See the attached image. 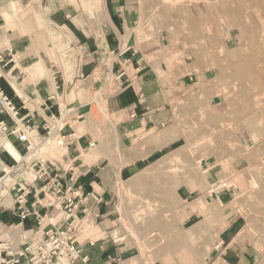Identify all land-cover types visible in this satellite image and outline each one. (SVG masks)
<instances>
[{
  "label": "crops",
  "instance_id": "crops-1",
  "mask_svg": "<svg viewBox=\"0 0 264 264\" xmlns=\"http://www.w3.org/2000/svg\"><path fill=\"white\" fill-rule=\"evenodd\" d=\"M158 2L0 0V54L13 56L0 64V85L36 134L45 135L55 116L58 135H76L68 146L54 140L40 152L53 173L86 196L74 217L82 224L76 246L89 264H143L137 244L118 233L121 220L130 198L167 172L196 173L175 188L165 225L180 213L183 225L208 228L210 241L215 233L225 264H248L232 244L240 220L227 218L230 194L211 190L218 171L207 159L196 170L187 141L198 113L209 112L204 101L216 75L196 49L174 40L170 22L158 20ZM0 121L12 125L7 114ZM9 144L20 159L26 151L0 131V239L18 251L43 243L47 229L67 220L41 183L27 208L45 221L21 217L13 190L18 178H5L19 160ZM213 206L224 207L220 219L227 218L215 227Z\"/></svg>",
  "mask_w": 264,
  "mask_h": 264
},
{
  "label": "rangeland",
  "instance_id": "rangeland-1",
  "mask_svg": "<svg viewBox=\"0 0 264 264\" xmlns=\"http://www.w3.org/2000/svg\"><path fill=\"white\" fill-rule=\"evenodd\" d=\"M259 9V5L250 0H159L157 7L158 20L170 22V33L174 40L196 49L200 55L198 58L207 60L208 67L216 75L211 80V99L204 101L209 112L198 113L187 141L190 142L188 146L196 162V170L200 160L207 159L211 161V167L218 171V180L211 190L230 194L229 202L224 206L228 209L227 218L237 217L240 220L238 234L232 244H236L235 248L245 254L248 264H264V151H260L263 138L260 139L259 135L264 132V80L257 74L264 68V40L259 41L264 37V13L260 9L262 13L258 14ZM161 16L164 18L161 19ZM262 30L263 33L260 32ZM259 45L263 48L257 49ZM251 51L254 55L250 54ZM252 61H256V64ZM246 70L253 73H247ZM254 73L258 76H254ZM241 74L243 77L247 75L246 79ZM245 81L248 82L245 84L247 87L244 86ZM243 86L249 89H246L248 92ZM54 140L58 141L56 135L49 144ZM193 173L196 172H167L162 178H156L148 190L140 191L130 198L131 209L125 210L118 233L127 234L137 244L141 252L139 259L143 264H225L224 257L219 256L224 248L218 247L215 233L212 241L208 239V228L183 225L180 213L174 214L173 222L165 225L164 218H170L165 208L171 202L175 188ZM157 188L161 189L160 193L155 191ZM200 207L205 212L210 211L204 204H200ZM224 207L213 206L212 215L220 221H214L213 227L217 223H225L226 217L224 221L220 219Z\"/></svg>",
  "mask_w": 264,
  "mask_h": 264
},
{
  "label": "built area",
  "instance_id": "built-area-1",
  "mask_svg": "<svg viewBox=\"0 0 264 264\" xmlns=\"http://www.w3.org/2000/svg\"><path fill=\"white\" fill-rule=\"evenodd\" d=\"M10 50L0 54V64L6 66L12 62ZM7 114L12 125L0 121V131L16 136L20 143L25 144V154L19 159L5 178H18L13 187L15 201L23 219L34 214L41 225L45 218L37 212L27 208L32 189L38 183L48 189L56 202L62 205L67 223L63 227H51L46 230L43 243H27L22 249L15 251L10 244L0 239V264H75L83 259L82 250L76 246V238L81 228V220L74 217V211L86 198L80 188L72 180L63 181L58 174L53 173L47 166V160L40 149L49 144L54 135L58 137V145L68 146L76 135H58L57 128L60 118L52 117L53 123L45 125V136L35 133L29 122L24 121L19 115V109L0 85V115ZM1 203V197H0Z\"/></svg>",
  "mask_w": 264,
  "mask_h": 264
},
{
  "label": "bare ground",
  "instance_id": "bare-ground-1",
  "mask_svg": "<svg viewBox=\"0 0 264 264\" xmlns=\"http://www.w3.org/2000/svg\"><path fill=\"white\" fill-rule=\"evenodd\" d=\"M195 1H196V0H195ZM237 1H238V0H237ZM250 1H252L253 3L259 5L260 9H261V10L263 11V13H264V0H250ZM212 2H213V1H212ZM230 2H231V1H230ZM216 3H217V2H216ZM237 3H238V2H237ZM239 3H240V2H239ZM239 3H238V4H239ZM236 5H237V4H236ZM222 6H223V5H222ZM240 6H241V5H240ZM255 6H256V5H255ZM229 7H230V6H229ZM245 7H246V6H245ZM238 8H239V6H238ZM260 9H259V10H260ZM173 10H174V9H173ZM240 10H241V9H240ZM249 10H250V9H249ZM255 10H256V9H255ZM261 10H260V11H261ZM177 11H178V10H177ZM251 11H252V10H251ZM260 11H259V12H260ZM262 11H261L260 13L258 12V14H261ZM241 12H242V11H241ZM247 12H248V11H246V14H247ZM252 12H253V11H252ZM252 12H251V13H252ZM190 13H191V12H190ZM244 13H245V12H244ZM254 13H255V12H254ZM232 14H233V13H232ZM183 15H184V14H183ZM239 16H242V15L240 14ZM256 16H258L257 13H256ZM189 17H190V16H189ZM246 17H247V16H246ZM241 18H242V17H241ZM187 19H188V18H187ZM245 19H246V18H245ZM245 19H244V20H245ZM188 20H189V19H188ZM189 21H190V20H189ZM198 21H199V20H198ZM248 21H249V20H248ZM250 21H251V20H250ZM208 22H209V21H208ZM187 23H188V22H187ZM223 23H224V22H223ZM247 23H248V22H247ZM210 24H211V23H210ZM251 24H252V23H251ZM256 25H257V22H256ZM189 26H190V24H189ZM185 27H186V26H185ZM185 27H184V28H185ZM200 27H201V26H200ZM241 27H242V26H241ZM249 27H250V26H249ZM191 28H192V27H191ZM191 28H190V29H191ZM185 29H186V28H185ZM251 29H252V28H251ZM255 29H256V28H255ZM188 30H189V29H188ZM253 30H254V29H253ZM256 30H257V29H256ZM256 30H254V31H256ZM240 31H241V30H240ZM244 31H245V30H244ZM196 32H197V31H196ZM204 32H205V31H204ZM250 32H251V31H250ZM260 32L263 33V30L260 31ZM193 33H194V32H193ZM244 33H245V32H244ZM257 33H259V32H257ZM262 33H261V35H262ZM199 34H200V33H199ZM246 34H247V32H246ZM246 34H245V35H246ZM254 34H256V33H254ZM263 34H264V33H263ZM203 35H204V34H203ZM198 36H199V35H198ZM256 36H257V35H256ZM246 37H247V36H246ZM259 37H260V36H259ZM262 38H264V37H262ZM262 38H261V40H259V41L264 40V39H262ZM191 39H192V38H191ZM200 39H201V38H200ZM243 39H244V38H243ZM254 39H255V37H254ZM246 40H247V38H246ZM250 40H251V39H250ZM251 41H252V40H251ZM254 41H255V40H254ZM197 42H198V41H197ZM246 42H247V41H246ZM256 42H258V39H257ZM204 43H205V42H204ZM262 43H263V42H262ZM262 43H261V45H262ZM197 44H198V43H197ZM243 44H245V43H243ZM249 44H251V42H249ZM245 45H246V44H245ZM263 45H264V44H263ZM263 45H262V46H263ZM200 46H202V45H200ZM246 46H247V45H246ZM249 46H250V45H249ZM252 46H253V45H252ZM256 46H257V44H256ZM262 46L259 45V47H258L257 49H261ZM203 47H204V46H203ZM244 47H245V46H244ZM253 48H254V47H253ZM262 48H263V47H262ZM236 49H237V48H236ZM244 49H245V48H244ZM246 49H247V48H246ZM250 49H251V47H250ZM250 49L248 48V50H250ZM239 50H240V49H239ZM248 50H247V51H248ZM247 51H246V53H247ZM253 51H254V50H253ZM257 51H259V50H257ZM257 51H256V52H257ZM263 51H264V50H263ZM223 52H224V51H223ZM225 52H226V51H225ZM235 52H236V51H235ZM254 52H255V51H254ZM261 52H262V50H261ZM230 53H231V52H230ZM241 53H242V52H241ZM249 53H250V52H249ZM257 53H258V52H257ZM257 53H256V54H257ZM244 54H245V53H244ZM244 54H243V55H244ZM250 54L254 55V54L252 53V51H251ZM220 55H221V54H220ZM234 55H235V54H234ZM245 55H246V54H245ZM258 55H259V54H258ZM217 56H218V55H217ZM238 56H239V55H238ZM241 56H242V55H241ZM247 56H248V54H247ZM249 56H250V55H249ZM249 56H248V57H249ZM220 57H221V56H220ZM245 57H246V56H245ZM196 58H197V57H196ZM209 58H210V57H209ZM226 58H227V57H226ZM243 58H244V57H243ZM243 58H242V60H243ZM263 58H264V57H263ZM202 59H203V57H202ZM224 59H225V58H224ZM233 59H234V56H233ZM247 59H248V58H247ZM260 59H261V58H259V59L256 60V61H257V64H258V60H260ZM199 60H200V59H199ZM214 60H215V59H214ZM230 60H231V59H230ZM249 60H250V59H249ZM203 61H204V60H203ZM223 61H224V60H223ZM240 61H241V60H240ZM256 61H254V62L252 61V63L256 64V63H255ZM242 62L245 63V61H242ZM248 62H250V61H248ZM248 62H246V64H247ZM198 63H199V62H198ZM260 63H261V62H260ZM262 63H263V65H264V61H263V59H262ZM238 64H239V62H238ZM238 64H237V65H238ZM250 64H251V63H250ZM250 64H248V65H250ZM197 65H198V64H197ZM219 65H220V64H219ZM237 65H236V66H237ZM240 65H241V64H240ZM251 65H252V64H251ZM223 66H224V65H223ZM233 66H234V65H233ZM238 66H239V65H238ZM238 66H237V67H238ZM255 66H259V65H255ZM255 66H254V67H255ZM260 66H261V65H260ZM215 67H216V66H215ZM247 67H248V66H247ZM232 68H233V67H232ZM240 68H241V67H240ZM262 68H263V66H262ZM238 69H239V68H238ZM241 69H242V68H241ZM241 69H240V70H241ZM246 69H247V68H246ZM248 69H249V68H248ZM258 69H259V67H258ZM225 70H226V69H225ZM228 70H229V69H228ZM223 71H224V70H223ZM223 71H222V72H223ZM249 71H251V70H246L247 73H250ZM242 72H245V71L242 69ZM251 72H252V71H251ZM254 72H255V70H254ZM257 72H258V71H257ZM247 73H245V74H247ZM252 73H253V72H252ZM250 74H251V73H250ZM254 74H255L254 76H258V75H256V73H254ZM257 74L260 75L259 77L262 76V77H263L262 79L264 80V68L261 69V70H259V73H257ZM221 75H222V74H221ZM225 75H227V73H226ZM241 76L243 77L242 74H241ZM246 76H247V75H246ZM246 76L244 75L245 79H246ZM244 77H243V78H244ZM252 77H253V76H252ZM259 77H258V78H259ZM225 78H226V77H225ZM258 78H257V79H258ZM238 79H239V78H238ZM241 79H242V78H241ZM249 79H250V78H249ZM251 79H252V78H251ZM254 79H255V77H254ZM254 79H253V80H254ZM242 80H243V79H242ZM242 80H241V81H242ZM219 81H220V80H219ZM238 81H240V80H238ZM248 81H249V80H248ZM259 81H260V80H259ZM259 81L257 80V82H259ZM232 82H233V81H232ZM243 82H244V81H243ZM245 82H246V83H244V86L247 87L245 84H248V82H247V81H245ZM249 82H250V81H249ZM253 82H254V81H253ZM257 82H256V83H257ZM213 84H214V83H213ZM259 84H261V87H262V83L260 82ZM251 85H252V84H251ZM218 86H219V85H218ZM244 86H243V88H245ZM252 86H253V87H256V86H254V85H252ZM257 86L260 87V85H257ZM220 89H221V88H220ZM246 89H248V88H245V90H246ZM217 90H218V89H217ZM248 90H249V89H248ZM248 90H246V91L248 92ZM250 90H251V89H250ZM257 90H258V87H257ZM261 90H263V89L261 88ZM237 91H238V90H237ZM212 92H213V91H212ZM214 92H215V91H214ZM252 92H253V91H252ZM256 92H257V91H256ZM222 93H223V92H222ZM237 93H238V92H237ZM243 93H244V92H243ZM245 93H246V92H245ZM259 93H260V92H259ZM212 94H213V93H212ZM248 94H249V93H248ZM243 95H244V94H243ZM253 95H254V94H253ZM260 96H261V95H260ZM250 97H251V96H250ZM238 98H239V97H238ZM229 100H230V99H229ZM236 100H237V99H236ZM250 100H251V99H250ZM252 100H253V99H252ZM261 100H262V99H261ZM227 102H228V101H227ZM241 102H242V101H241ZM262 102H264V101H262ZM249 103H250V102H249ZM253 103H254V102H253ZM228 104H229V103H228ZM230 104H231V103H230ZM237 104H238V103H237ZM237 106H238V105H237ZM207 107H208V106H207ZM238 107H239V106H238ZM249 107H250V106H249ZM243 108H244V107H243ZM207 109H208V108H207ZM261 109H262V108H261ZM263 109H264V108H263ZM196 110H197V109H196ZM229 110H230V109H229ZM249 110H250V108H249ZM211 112H212V111H211ZM227 112H229V111H227ZM221 116H222V115H221ZM258 117H259V116H258ZM261 117H262V116H261ZM259 118H260V117H259ZM230 119H231V118H230ZM235 119H236V118H235ZM222 120H223V119H222ZM228 120H229V119H228ZM239 121H240V120H239ZM235 122H236V121H235ZM254 122H255V121H254ZM243 123H245V122H243ZM215 124H216V123H215ZM234 124H235V123H234ZM255 125H256V124H255ZM257 126H258V125H257ZM218 127H219V126H218ZM218 127H217V128H218ZM202 128H204V127H202ZM224 129H225V128H224ZM231 129H232V128H231ZM203 130H204V129H203ZM203 130H202V131H203ZM254 130H255V129H254ZM258 130H259V129H258ZM228 131H229V130H228ZM252 131H253V130H252ZM260 131H262V130L260 129ZM195 132H196V131H195ZM205 132H206V131H205ZM220 132H221V131H220ZM249 133H250V132H249ZM260 133H261V132H260ZM211 134H212V133H211ZM216 134H217V133H216ZM222 134H223V133H222ZM257 135H258V134H257ZM259 135H260V139L263 138V139H262V141H263V146H260V148L262 149V150L260 149V151H264V132H263L262 134H259ZM200 136H201V135H200ZM209 137H210V136H209ZM224 139H225V138H224ZM232 139H233V138H232ZM204 140H205V139H204ZM214 140H215V139H214ZM259 141H260V140H259ZM229 142H230V141H229ZM235 142H236V141H235ZM8 143H9V142H7V144H8ZM233 143H234V142H233ZM260 143H262V142H260ZM231 144H232V143H231ZM216 145H217V144H216ZM231 147H232V146H231ZM241 147H242V146H241ZM219 148H220V147H219ZM223 148H224V146H223ZM233 148H234V147H233ZM8 149L10 150V152L12 153V155H14L17 159H20V155L17 153V151L15 150V148H14L11 144L8 145ZM236 149H237V148H236ZM225 150L227 151V148H226ZM249 150H250V149H249ZM258 151H259V150H258ZM211 152H212V151H211ZM215 153H216V152H215ZM260 154H261V153H260ZM260 154H259V155H260ZM180 155H181V154H180ZM222 155H223V154H222ZM229 155H230V154H229ZM215 156H216V155H215ZM249 156H250V155H249ZM257 156H258V155H257ZM217 157H218V156H217ZM234 157H235V156H234ZM260 157H261V156H260ZM218 158H219V157H218ZM223 159H224V158H223ZM260 159H261V158H260ZM262 160H263V159H262ZM191 161H192V160H191ZM200 161H201V160H200ZM256 162H257V161H256ZM257 163H258V162H257ZM262 163H263V162H262ZM252 164H253V163H252ZM254 165H255V163H254ZM259 165H260V164H259ZM249 166H250V163H249ZM189 168H190V167H189ZM251 168H252V167H251ZM233 169H234V168H233ZM248 170H249V169H248ZM176 171H177V170H176ZM224 171H225V170H224ZM250 171H251V170H250ZM183 173H184V172H183ZM251 173H252V172H251ZM253 173H254V172H253ZM262 174H263V173H262ZM263 175H264V174H263ZM197 177H198V176H197ZM235 177H236V176H235ZM161 178H162V177H161ZM227 179H228V178H227ZM175 180H176V179H175ZM199 181H200V180H199ZM258 181H259V180H258ZM258 181H257V182H258ZM203 182H204V181H203ZM260 182H261V181H260ZM182 184H183V183H182ZM262 187H263V189H264V185H263ZM256 191H258V190H256ZM263 194H264V193H263ZM263 194H262V195H263ZM259 196H260V195H259ZM254 197H255V196H254ZM260 197H261V196H260ZM262 198L264 199V196H262ZM261 202H262V200H261ZM257 203H258V202H257ZM261 206H262V205H261ZM259 209H260V208H259ZM262 213H263V212H262ZM249 230H250V229H249ZM169 231H170V230H169Z\"/></svg>",
  "mask_w": 264,
  "mask_h": 264
}]
</instances>
